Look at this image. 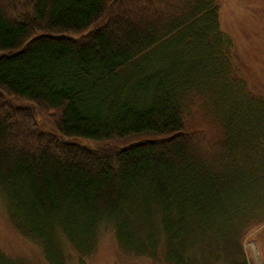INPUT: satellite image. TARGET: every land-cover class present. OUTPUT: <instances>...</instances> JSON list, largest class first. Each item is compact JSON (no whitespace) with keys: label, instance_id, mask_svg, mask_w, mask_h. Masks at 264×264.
I'll return each instance as SVG.
<instances>
[{"label":"trees","instance_id":"trees-1","mask_svg":"<svg viewBox=\"0 0 264 264\" xmlns=\"http://www.w3.org/2000/svg\"><path fill=\"white\" fill-rule=\"evenodd\" d=\"M227 2L0 0V197L49 263L85 264L108 230L127 253L193 264V235L264 181V93ZM143 189L160 225L140 250L121 222Z\"/></svg>","mask_w":264,"mask_h":264},{"label":"rangeland","instance_id":"rangeland-1","mask_svg":"<svg viewBox=\"0 0 264 264\" xmlns=\"http://www.w3.org/2000/svg\"><path fill=\"white\" fill-rule=\"evenodd\" d=\"M228 1L222 13L223 28L237 42L239 55L246 64L243 74L258 81L253 85L264 93V51L260 49V42L253 39L254 31L262 30L261 39L264 41V0ZM257 13L259 19L256 21ZM248 69L255 72L256 77L251 76L252 72L249 73ZM130 76L128 74L126 78ZM145 192L146 189H143L142 192L132 194V204L127 208L121 222L127 236L122 242L123 245L134 246L140 250L148 249L156 243L155 231L160 225L156 215L148 214L149 208L144 204ZM238 197L241 202L233 204L232 222L225 223L218 213L214 222H206L208 230L203 233L205 238L202 235H193L191 245L201 252V257L195 256L193 264H264V181L256 179L255 186L240 193ZM140 206L146 208L140 209ZM10 220L5 202L0 197V264H51L47 261L43 248L23 236ZM68 237L76 243L92 244L82 230H69ZM85 244L82 245L83 248ZM168 253L179 257L180 246L171 247ZM73 256L75 254L72 251L68 264H79ZM159 262L173 264L165 255L159 258ZM85 264L159 263L148 257L123 251L115 235L107 230L102 231L97 238L96 250L86 257Z\"/></svg>","mask_w":264,"mask_h":264}]
</instances>
